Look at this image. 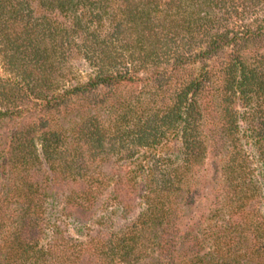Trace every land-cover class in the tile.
Wrapping results in <instances>:
<instances>
[{"label": "trees", "instance_id": "16d2710c", "mask_svg": "<svg viewBox=\"0 0 264 264\" xmlns=\"http://www.w3.org/2000/svg\"><path fill=\"white\" fill-rule=\"evenodd\" d=\"M0 264H264V0H0Z\"/></svg>", "mask_w": 264, "mask_h": 264}]
</instances>
